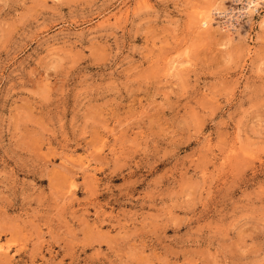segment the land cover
Returning a JSON list of instances; mask_svg holds the SVG:
<instances>
[{"label":"rangeland","instance_id":"374dc122","mask_svg":"<svg viewBox=\"0 0 264 264\" xmlns=\"http://www.w3.org/2000/svg\"><path fill=\"white\" fill-rule=\"evenodd\" d=\"M247 1L0 0V264H264Z\"/></svg>","mask_w":264,"mask_h":264},{"label":"bare ground","instance_id":"6f19581e","mask_svg":"<svg viewBox=\"0 0 264 264\" xmlns=\"http://www.w3.org/2000/svg\"><path fill=\"white\" fill-rule=\"evenodd\" d=\"M258 4L257 0H248L247 5L243 8L246 13H249L251 10H255L256 5ZM213 11V9H210ZM215 11H217V8H214ZM212 12L209 11L208 18L207 17H201L198 21V27L207 25L208 22L211 20V14Z\"/></svg>","mask_w":264,"mask_h":264},{"label":"clouds","instance_id":"9594fccd","mask_svg":"<svg viewBox=\"0 0 264 264\" xmlns=\"http://www.w3.org/2000/svg\"><path fill=\"white\" fill-rule=\"evenodd\" d=\"M221 10H223V9H221ZM225 30H227V28Z\"/></svg>","mask_w":264,"mask_h":264}]
</instances>
